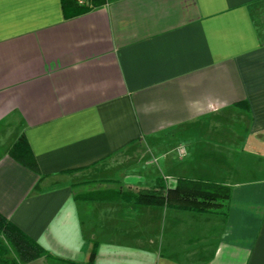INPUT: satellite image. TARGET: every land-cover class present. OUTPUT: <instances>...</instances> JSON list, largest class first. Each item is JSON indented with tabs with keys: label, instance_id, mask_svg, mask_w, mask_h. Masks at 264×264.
<instances>
[{
	"label": "crops",
	"instance_id": "crops-1",
	"mask_svg": "<svg viewBox=\"0 0 264 264\" xmlns=\"http://www.w3.org/2000/svg\"><path fill=\"white\" fill-rule=\"evenodd\" d=\"M81 8L0 0V214L77 263L264 264V0ZM160 177L223 184L227 210L124 197Z\"/></svg>",
	"mask_w": 264,
	"mask_h": 264
},
{
	"label": "trees",
	"instance_id": "trees-1",
	"mask_svg": "<svg viewBox=\"0 0 264 264\" xmlns=\"http://www.w3.org/2000/svg\"><path fill=\"white\" fill-rule=\"evenodd\" d=\"M103 1L97 0L99 3ZM63 6L76 8L77 5L71 0H63ZM9 155L17 163L32 170L37 169L35 156L24 135L17 139ZM173 180L175 183L172 185L166 177L157 178L148 187L124 197L129 202L145 207H166L202 213L227 210L228 204L225 205V202L231 199L229 187L204 179L176 177ZM10 253L13 258L8 260L5 257H9ZM95 255L96 248L92 251L90 262L86 264H93ZM41 258H45L50 264H83L50 254L0 214V264H28Z\"/></svg>",
	"mask_w": 264,
	"mask_h": 264
},
{
	"label": "rangeland",
	"instance_id": "rangeland-1",
	"mask_svg": "<svg viewBox=\"0 0 264 264\" xmlns=\"http://www.w3.org/2000/svg\"><path fill=\"white\" fill-rule=\"evenodd\" d=\"M242 130V127L240 128ZM242 133V131H239ZM163 146V147H162ZM169 147H172L171 149ZM182 147L181 142H176L175 144L169 142V141H164V145H160V149L164 148L165 150L169 148L168 151H170V155H174L177 158L182 157L179 153V149ZM159 150H156V153L153 154L151 151L147 152L146 146L140 147V149L137 152V155L135 156L136 159H141L144 162H149L152 164L159 163L161 161V158L163 157L162 154H157ZM161 157V158H160ZM180 159V158H179ZM170 182V181H169ZM2 242L5 244V241L2 239ZM3 244V245H4ZM5 246V245H4ZM8 260H11L13 258L12 253H10L9 257H5Z\"/></svg>",
	"mask_w": 264,
	"mask_h": 264
},
{
	"label": "built area",
	"instance_id": "built-area-1",
	"mask_svg": "<svg viewBox=\"0 0 264 264\" xmlns=\"http://www.w3.org/2000/svg\"><path fill=\"white\" fill-rule=\"evenodd\" d=\"M79 7H89L93 0H71ZM180 155L183 157L186 155V150L184 148L179 149Z\"/></svg>",
	"mask_w": 264,
	"mask_h": 264
}]
</instances>
